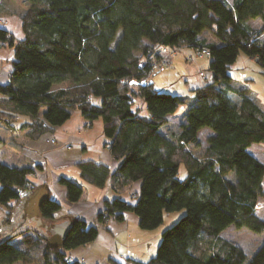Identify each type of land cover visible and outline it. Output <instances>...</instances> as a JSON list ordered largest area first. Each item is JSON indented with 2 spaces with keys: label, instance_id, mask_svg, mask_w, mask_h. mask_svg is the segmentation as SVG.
Wrapping results in <instances>:
<instances>
[{
  "label": "trees",
  "instance_id": "obj_1",
  "mask_svg": "<svg viewBox=\"0 0 264 264\" xmlns=\"http://www.w3.org/2000/svg\"><path fill=\"white\" fill-rule=\"evenodd\" d=\"M25 1L22 39L3 26L1 19L12 12L0 2V46L8 44L16 55L8 82L0 86L2 119L8 123L7 117L28 116L24 126L37 138L62 125L74 110L89 125L102 118L106 145L119 164L112 169L105 162L78 163L84 181L96 187L111 181L115 194L104 201L93 223L68 217L61 222L68 223L63 236L54 228L61 223H48L54 238L23 230L0 241V264H81L65 262L69 251L92 243L109 218L123 220L132 212L142 229L152 230L165 213L182 209L186 213L162 232L156 255L133 264H244V250L220 234L232 225L264 231V219L257 214L264 163L248 150L264 144V107L232 88L230 70L241 53L264 69V0ZM256 19L259 27L250 24ZM182 47L210 50L211 79L193 89L186 121L179 132L168 134L161 128L189 96L131 81H150L148 73L162 49ZM136 99L147 113L134 106ZM204 127L214 134L199 156L193 148ZM181 165L186 171L182 178ZM32 171L0 159V205L8 210L0 227L11 221L19 201L40 190L36 208L41 222L53 220L61 208L45 183L29 178ZM60 183L69 202L82 198L81 183L65 177ZM248 264H264V242Z\"/></svg>",
  "mask_w": 264,
  "mask_h": 264
},
{
  "label": "crops",
  "instance_id": "obj_2",
  "mask_svg": "<svg viewBox=\"0 0 264 264\" xmlns=\"http://www.w3.org/2000/svg\"><path fill=\"white\" fill-rule=\"evenodd\" d=\"M4 6L6 7V5ZM7 9L10 10L9 7ZM14 15L4 17L1 21H3L5 28L11 30L17 38L22 39L24 37L22 21ZM250 24L259 27L261 20H252ZM208 40L212 41L213 38L208 36ZM182 48L187 50L185 57L187 65L184 67L190 72L191 78L188 79V82L190 90L193 91L194 88L206 83L202 82L200 77L206 78L207 76L196 75L194 71L198 72L200 69L206 68L211 59L209 55L200 56L198 50L193 48ZM176 53L173 56L172 64H174ZM205 57H209V61H205ZM15 59L14 48L8 44L0 46V86L8 82ZM198 59L201 61L196 62ZM177 67L176 69H178ZM166 74L165 77L171 75L170 72ZM230 74L232 76L230 82L232 88L237 91H244L248 97L264 107V69L257 63L256 59L250 58L244 53L239 54ZM208 77L211 79V75ZM160 78L161 76L152 77L156 82ZM229 95L236 101L240 100V96L234 91H230ZM94 100L99 102L98 98H94ZM187 111L186 109L182 113L184 119H186ZM172 116L169 115L168 117ZM5 119L8 123L2 119L0 110V159L10 166L31 167L33 171L29 178L37 184L45 183L50 196L61 203V208L54 213V219L48 220L49 224L52 222L61 223L68 217L80 218L89 224L93 223L104 209V201L111 199L115 194L111 187V181H108L103 187H96L84 181L78 163L92 160L105 162L112 169L117 168L119 162L112 156L106 145L103 119L97 118L89 125L82 112L74 110L70 118L62 125L37 138H31L30 128L24 126V123L29 121L28 116L21 115L15 119L10 117ZM213 134L211 133V135ZM52 137L56 139V143L48 141ZM257 145L260 144H253L248 150L264 163V153L259 155L254 150V146ZM62 177L76 180L83 185L82 198L79 201L74 203L68 201L66 187L60 183ZM138 188L139 182L134 184L133 190ZM132 194V191L126 192L123 197L129 198ZM28 198L19 201L14 206L10 225L14 219H18L22 214L24 202ZM7 212V208L0 205V223ZM38 219V213H35L34 216L28 213L24 219L25 223L16 225L12 232L5 231V235H8L6 237L10 238L26 229L38 231V228H46L49 230L47 221L40 225ZM144 230L139 225L138 216L132 212H126L123 220L109 218L106 223L100 224L96 239L90 244L70 250L69 255L78 258L84 257L85 260L81 264H133L132 260L145 261L156 255L161 239L159 235L154 236L155 241L148 244L146 236H138V234L143 235Z\"/></svg>",
  "mask_w": 264,
  "mask_h": 264
},
{
  "label": "rangeland",
  "instance_id": "obj_3",
  "mask_svg": "<svg viewBox=\"0 0 264 264\" xmlns=\"http://www.w3.org/2000/svg\"><path fill=\"white\" fill-rule=\"evenodd\" d=\"M0 1L2 2V4L6 5V8L7 7L10 8V10H11L10 12H12V14H15L14 17H18L22 21L23 13L26 11V9L29 5L27 1H25V0H0ZM209 32H210L209 30H206V33H209ZM121 33H122L121 30H119L117 32L116 38L112 43L113 48L115 47L116 43L118 42V40L121 36ZM209 37L213 38L212 35ZM185 49L186 48H182V49L180 48L179 50H176L173 52L174 54L177 52L176 56L174 58V64H172L173 63V57H172V63L170 66L165 67L164 69L157 71L158 73L156 75L155 74H153V75L148 74V79L152 80L153 82L155 80L152 79V77L161 76V78L159 80H157V82L155 81V83H154L155 87L159 91L168 92V93L177 94V95H188L189 96L187 98L188 103L181 105L179 107L177 114H174L172 117H169V124L161 128L162 132L168 133V134L177 133L181 130V125L183 124V121H186V119H184V114H182V113L184 112V110H186V109L188 110V106L191 104L189 102H194V99H193L194 94L190 90L189 82H188V79L191 78L190 72L187 71L184 67L187 65V61L185 58L187 50H185ZM174 54H173V56H174ZM206 60L209 61V57H205V61ZM200 61L201 60L198 59L196 62H200ZM209 62L207 64L206 68L200 69V71H198V72L194 71L196 75L200 74L201 71H203L207 75L206 78L200 77L202 82H208L210 80V79H208V78H210L208 76L211 75L210 71L208 70L209 69ZM178 63H179V65H178ZM199 66H200V64H199ZM176 67L178 69H176ZM168 72H170L171 75H168L167 77H165L167 75L166 73H168ZM134 106L135 107L141 106L143 109V112L147 113L146 106L143 104V102L141 100L136 99ZM211 133L213 134L214 132L209 127H204L199 131V133H198L199 145H197L193 148V151L197 155H199V156L202 155L204 150H206L207 146L209 145L207 139L209 138V136H211ZM254 150L259 155H262L264 153V144L254 146ZM185 175H186L185 167L183 165H181L180 169H179V177L182 178ZM263 185H264V183H263ZM40 191H42V190H40ZM40 191L37 192L36 194L30 195L29 198L27 200H25V202H24L25 204L23 205L24 211L22 212V214L20 215V217L18 219L17 218L14 219V221L11 225L9 223H7V224H4L0 227V241L8 238V237H6L8 235H5V231L12 232V231H14L16 225H21L22 223H25L26 221H24V219H26L28 213L31 214V216H34L35 213L39 214V210L35 207L36 206L35 202L39 196ZM185 213H186L185 209L165 213L164 221L160 226H158L157 228L152 229V230H144L145 233L143 235L138 234V236H140V237L146 236L147 240L149 242L148 244H152L150 242L155 241L154 236L159 235V237L161 239L162 232L165 229L171 227L173 224H175ZM257 214L262 219H264V196L259 199V203L257 206ZM7 216H8V214L6 213V215H4V217H3V221H4V219H6ZM46 221H47V223H49L48 220H46ZM38 232L43 234V235H46L50 238L55 237L52 235L51 231L46 230V228H40V229L38 228ZM11 234H14V233H11ZM220 235H221V237H223V238L229 240L230 242L238 245L241 249L244 250V252L247 255V258H246V261L244 262V264H248V262L251 260V258L253 256V254L259 249V247L264 242V231L262 233H255L246 227L237 228V227L232 225V226H229L228 228H226ZM15 241L18 242L17 245L19 247H22L19 240H15ZM55 241L58 242L57 239H55ZM68 256H71V255H68Z\"/></svg>",
  "mask_w": 264,
  "mask_h": 264
},
{
  "label": "built area",
  "instance_id": "obj_4",
  "mask_svg": "<svg viewBox=\"0 0 264 264\" xmlns=\"http://www.w3.org/2000/svg\"><path fill=\"white\" fill-rule=\"evenodd\" d=\"M178 50V48H163L162 51L160 52V58L158 60H155L152 65L151 69L149 71V75H153L157 73V71L164 69L165 67H168L172 63V57H173V52ZM173 53V54H172ZM198 54L200 56L202 55H209L210 50L209 49H201L198 51ZM143 67V65H141ZM200 75L204 76L206 75L203 71L200 72ZM49 142L55 143L56 139L54 137L48 139ZM85 260L84 257H74V256H68L65 259L66 263H74V262H83Z\"/></svg>",
  "mask_w": 264,
  "mask_h": 264
},
{
  "label": "water",
  "instance_id": "obj_5",
  "mask_svg": "<svg viewBox=\"0 0 264 264\" xmlns=\"http://www.w3.org/2000/svg\"><path fill=\"white\" fill-rule=\"evenodd\" d=\"M151 83H153L152 80H150V81L142 80L141 82H137L135 80H132L131 81V84H136V85H141V86H145V85L151 84ZM38 222H39L40 225L42 224V222L40 221V219H38ZM67 227H68V223L67 222L64 223V224L63 223L56 224L54 228H55V232L57 233V236H63L64 233L67 230ZM47 228L48 229H51L50 226H47Z\"/></svg>",
  "mask_w": 264,
  "mask_h": 264
},
{
  "label": "clouds",
  "instance_id": "obj_6",
  "mask_svg": "<svg viewBox=\"0 0 264 264\" xmlns=\"http://www.w3.org/2000/svg\"><path fill=\"white\" fill-rule=\"evenodd\" d=\"M156 74V73H155Z\"/></svg>",
  "mask_w": 264,
  "mask_h": 264
}]
</instances>
